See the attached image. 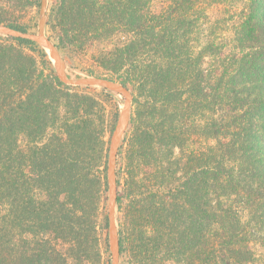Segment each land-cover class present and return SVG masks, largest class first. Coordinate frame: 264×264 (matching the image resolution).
Instances as JSON below:
<instances>
[{
    "label": "trees",
    "instance_id": "obj_1",
    "mask_svg": "<svg viewBox=\"0 0 264 264\" xmlns=\"http://www.w3.org/2000/svg\"><path fill=\"white\" fill-rule=\"evenodd\" d=\"M55 2L47 26L62 22L68 37L131 36L102 54L107 78L134 100L120 155L134 172L133 187L136 166L147 165L169 195L144 197V206L135 199V226L176 228L173 242L186 264H255L250 243L256 235L264 242V0H246L231 42L221 36L219 45L201 38L207 12L220 5L227 11L236 0H167L159 13L154 0ZM0 24L27 33L2 17ZM26 49L39 54L44 69ZM72 90L38 45L0 36V264H85L89 254L90 264L101 261L96 220L107 186L105 142L85 109L88 98ZM204 139L215 144L192 149ZM177 148L183 158L173 163ZM121 201L118 190L122 254Z\"/></svg>",
    "mask_w": 264,
    "mask_h": 264
},
{
    "label": "rangeland",
    "instance_id": "obj_2",
    "mask_svg": "<svg viewBox=\"0 0 264 264\" xmlns=\"http://www.w3.org/2000/svg\"><path fill=\"white\" fill-rule=\"evenodd\" d=\"M236 1L237 2L234 4V6L227 11L222 5L219 7H211L208 10L207 13L209 15V20L204 25V27H202L204 29L202 30V39L212 38L217 43V45H219V43H221L220 37L223 36L228 39L227 44L231 42L232 33H230V29L232 28V25L238 22L237 15L246 2V0ZM166 2L167 0H154L152 3L153 13H159L164 8ZM55 3V0H49L48 6L55 5ZM224 6L228 7V4H225ZM39 16L40 3L38 0H0V17H2L5 23L24 29L29 34L38 33ZM223 29L225 30L223 31ZM46 35L48 37H52L53 43L62 47L60 52L67 64V69H70L72 73L84 77L105 78L109 76V72L103 67L102 54L111 51L116 46L127 43L131 39V36L128 34H117L105 39H94L92 37L84 38L81 34L77 33L71 37H68L64 32V26L62 22L59 21L54 23L52 26H47L46 24ZM25 51L36 57L37 67L39 70L44 69L43 61L38 53L30 52L27 49ZM229 51L230 46H226V52ZM209 63L210 59L205 58V67H208ZM52 68L54 69V73L57 77L53 63ZM70 88L75 89V91L72 90L70 92L72 95L78 93L88 98V106L85 109L88 115H90V119L95 121L93 128L97 131L101 130L103 133L106 152L104 159L100 163V170H105L107 183L106 174L109 148L119 115L124 106V98L116 93L106 91L99 87ZM71 98H73V96ZM205 144L214 145L215 142L205 139L198 140L196 143H194V148L192 147V149L202 148ZM19 145L22 147V149H27L29 143L23 138L21 139ZM171 157L173 163H176L178 160H181V157L183 158V152L178 148L174 149L173 153H171ZM118 162H120L121 179V185L118 190L120 196L122 197L121 211L118 216L120 217V221L122 223L124 238V249L123 253L121 254L120 264H186L183 262V250L180 251L179 248L176 249V244L173 242V240L177 238V236H175L173 233V230L176 228L171 229L170 231H166L165 229L162 230L161 228H157L155 226L150 227L148 225L141 228L139 226H135V224L130 219L132 217V203H135L136 205L137 199H140L141 205H143L145 199L142 198L156 196V193L158 192V196L164 194V197L168 198L169 200V195L166 194L167 190L159 191V187L157 189V184L153 180L154 177L152 174V167L149 169V166L147 165L136 166L139 168L135 170L136 176L133 177L134 181L138 183V186L135 188L130 184L131 182H129V180H131L130 173L133 171L131 168H128V161L125 159L123 160V156L120 155V152L118 156ZM178 176H180V174H178L177 177ZM156 201L158 202L157 198ZM231 202L235 207L238 206V209L241 210V204H237L238 200L232 197L230 199V203ZM108 204L109 192L108 186H105L102 187L100 211L98 219L96 220V230L98 233L99 249L101 253V261L99 264H112V254L109 243V224L107 218ZM155 206L157 208L158 205L155 204ZM87 210L89 213L88 215L90 216L92 213L89 212V208H87ZM158 211L154 210L153 213L159 214ZM239 215L242 217L243 222L253 224L252 219L247 216L245 211H240ZM84 217L86 219V216ZM86 229L88 239L90 241L93 235L92 228L90 225H88ZM142 230L143 238L142 241H140L141 233L139 231L142 232ZM260 237V235H256V237L250 243V248L252 249L255 258V264H264V242L260 240ZM91 259L92 257L89 254V257L86 258L85 264H90L89 260ZM214 264L218 263L215 262Z\"/></svg>",
    "mask_w": 264,
    "mask_h": 264
},
{
    "label": "water",
    "instance_id": "obj_3",
    "mask_svg": "<svg viewBox=\"0 0 264 264\" xmlns=\"http://www.w3.org/2000/svg\"><path fill=\"white\" fill-rule=\"evenodd\" d=\"M49 0H41L40 16L37 34L22 33L18 30L0 24V36L15 40L33 42L42 48L53 63L58 80L69 87H99L106 91L116 93L124 98V106L119 115V119L111 138L109 148V158L107 166V186L109 192L108 204V224H109V243L112 254V264H120L121 247L119 232L116 222V207L118 199L117 185V162L119 152L127 135L132 121L133 96L128 87L105 77H84L72 79L67 74V64L57 48V46L46 35L47 12Z\"/></svg>",
    "mask_w": 264,
    "mask_h": 264
}]
</instances>
